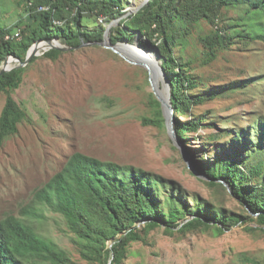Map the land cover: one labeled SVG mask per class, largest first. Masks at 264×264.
I'll return each instance as SVG.
<instances>
[{
	"label": "rangeland",
	"instance_id": "374dc122",
	"mask_svg": "<svg viewBox=\"0 0 264 264\" xmlns=\"http://www.w3.org/2000/svg\"><path fill=\"white\" fill-rule=\"evenodd\" d=\"M143 1L125 0L124 11L135 10ZM0 3L5 11L2 22L13 32L20 29L15 27L18 19L29 17L25 6L18 0ZM223 13L220 25L231 24L241 10L223 9ZM90 15L85 21L90 28L110 23ZM120 17L113 19V25L124 23L125 17ZM215 28L216 24L202 19L193 33L185 34V44L175 48L199 80L193 93L209 97L218 92L190 108L189 118L200 114L208 120L183 137L177 125L187 115L174 111L168 120L163 115V124L156 123V96L146 68L98 42L65 49L57 59L46 56L50 48L45 50L44 44L34 62L26 65L23 82L13 93L26 109V118L18 133L0 144V219L8 215L25 219L42 237L65 249L75 264H104L103 259L82 255L63 214L37 196L78 151L161 174L181 185L191 206L197 198H206L247 216V207L229 194V187L208 184L212 179L197 170L195 161L211 163L228 155L245 168L264 157V41L236 39L208 61L201 38ZM136 34L140 42L147 39L142 32ZM5 102L6 94L0 92V115ZM145 118L149 122H143ZM182 151L200 175L189 167ZM144 235L146 241L131 243L122 264H252L245 256L264 263V225L256 220L234 224L223 233L213 227L167 230L160 224ZM113 243L108 241L109 246ZM33 264L51 263L37 257Z\"/></svg>",
	"mask_w": 264,
	"mask_h": 264
},
{
	"label": "trees",
	"instance_id": "16d2710c",
	"mask_svg": "<svg viewBox=\"0 0 264 264\" xmlns=\"http://www.w3.org/2000/svg\"><path fill=\"white\" fill-rule=\"evenodd\" d=\"M124 2L18 0L26 8L25 16L29 15L28 18L21 16L15 25L21 30V39H6L13 30L2 22L0 3V66L8 55L25 59L29 48L40 39L59 38L71 48L88 41H102L106 26L93 29L85 21L91 13L108 22L119 18L125 14ZM40 5L47 7L39 10ZM230 8L241 10V13L231 18V24L220 25L223 9ZM202 19L216 24L212 34L201 38L208 61L215 59L220 49L231 47L236 39L264 41V0H150L125 17L124 23L112 26L109 32L110 39L116 43L133 42L136 33L141 31L147 37L141 42L143 46L159 48L162 66L171 81L174 111L187 115L177 125L182 137L198 131L208 120L200 114L189 118L190 108L218 94L214 92L207 97L193 93L199 80L191 72L190 62L179 59L175 53L178 44H185V34L193 33ZM154 38L160 42L156 43ZM63 51L52 48L45 54L57 59ZM25 70L26 66L17 67L0 75V92L6 94L0 115V144L18 133L20 123L26 118V109L13 95L23 82ZM154 101L158 108L156 123L161 125L165 120L161 102L155 97ZM143 122L149 120L145 118ZM195 165L200 173L212 179L208 184L221 185L225 189L228 185L229 194L247 207L248 215L231 213L206 198H197V203L191 206L181 185L161 174L80 151L67 159L37 196L42 203L63 214L77 237L82 255L87 259H103L104 264H122L131 243L146 241L144 234L160 224L167 230L178 228L183 232L213 227L218 233L248 220L264 225V157L245 168L228 155H220L211 163L195 161ZM110 239L114 242L112 246L108 245ZM37 257L51 264H75L65 249L42 237L25 219L14 215L0 219V264H33ZM245 260L264 264L248 256Z\"/></svg>",
	"mask_w": 264,
	"mask_h": 264
},
{
	"label": "water",
	"instance_id": "95a60500",
	"mask_svg": "<svg viewBox=\"0 0 264 264\" xmlns=\"http://www.w3.org/2000/svg\"><path fill=\"white\" fill-rule=\"evenodd\" d=\"M149 1L150 0H144L143 3H141L139 6L135 8V10L125 11V14L123 16L127 17L137 12L141 7H143ZM120 18L121 17L117 19H120ZM113 23H114V20H111L108 26H106L105 37L102 41H99L98 43H100L102 46L106 48L113 50L115 53L119 54L121 57L126 59L128 62L132 64L141 65L148 70L149 81L151 83L153 92L156 98L161 102L163 114L165 118L168 120L170 115L174 112V108L171 102V81L168 78L164 67L162 66V55L159 51V48L151 47V46L149 48V47L143 46L142 43L137 39V35L133 42L119 41V42L113 43L109 36L110 29L112 26H114ZM138 33H141V31H138ZM42 42L45 44V47H44L45 50L49 48L50 49L58 48L61 50L71 48L70 46L60 44L59 41L56 40V38L40 39L29 48L25 59H22L17 55H8L0 66V75L7 71L12 70L13 68L26 66L32 60L34 56H37L38 54H40L41 49L40 50L37 49L36 45ZM126 45L135 47L141 53L137 56L129 53L124 47ZM151 56H154V60H153V57ZM10 58H12L15 64L9 67L8 61L10 60ZM164 87L168 88V91L166 94H164L163 92ZM170 125L172 126V122H169V126ZM182 153L185 159L187 160L189 167L192 168L197 174L200 175V173H198L196 169H194V167L192 166L191 159L189 155L187 154V152L182 151ZM227 187L229 186L227 185ZM254 214H257V213H254Z\"/></svg>",
	"mask_w": 264,
	"mask_h": 264
},
{
	"label": "bare ground",
	"instance_id": "6f19581e",
	"mask_svg": "<svg viewBox=\"0 0 264 264\" xmlns=\"http://www.w3.org/2000/svg\"><path fill=\"white\" fill-rule=\"evenodd\" d=\"M8 35V34H7ZM43 45H44V43L42 42V43H39V44H37L36 45V48L37 49H41L42 47H43ZM125 47V49L129 52V53H131V54H133V55H139L141 52H139V50H137L135 47H131V46H129V45H126V46H124ZM151 57H153V60H154V56H151ZM155 60H156V58H155ZM15 64V62H13V60H12V58H10V60L8 61V66L10 67V66H13ZM167 91H168V88L167 87H164L163 88V92H164V94H166L167 93Z\"/></svg>",
	"mask_w": 264,
	"mask_h": 264
},
{
	"label": "built area",
	"instance_id": "2783aa9c",
	"mask_svg": "<svg viewBox=\"0 0 264 264\" xmlns=\"http://www.w3.org/2000/svg\"><path fill=\"white\" fill-rule=\"evenodd\" d=\"M43 7H47V6L40 5V6H38V9L40 10ZM21 37H22V35H21V30L20 29H17L13 33L6 35V39H9V38L21 39Z\"/></svg>",
	"mask_w": 264,
	"mask_h": 264
}]
</instances>
